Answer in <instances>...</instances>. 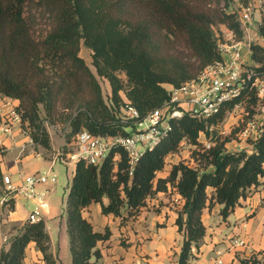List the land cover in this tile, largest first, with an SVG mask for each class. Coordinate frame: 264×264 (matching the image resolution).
Listing matches in <instances>:
<instances>
[{"label": "trees", "instance_id": "1", "mask_svg": "<svg viewBox=\"0 0 264 264\" xmlns=\"http://www.w3.org/2000/svg\"><path fill=\"white\" fill-rule=\"evenodd\" d=\"M211 1L0 0V95L18 102L31 139L46 149L50 142L45 124L55 123L56 117L69 125L70 133L84 128L103 137L127 135L134 124L120 113L126 102L142 118L167 99L164 84L179 86L220 59L215 24L242 34L236 13L211 7ZM224 4L227 8L228 0ZM39 19L47 29L35 35ZM160 33L162 37H156ZM171 36L181 39L195 64L173 47L163 49L171 46ZM81 45L90 50L95 73L79 55ZM251 50L256 71H264V44L252 43ZM98 77L109 83L107 99ZM257 99L253 88L245 89L230 107L241 103L251 112ZM222 115L207 123H216ZM170 123L167 136L138 158L131 174L129 157L118 146L100 164L74 162L65 208L70 264H101L98 244L108 240L111 231L108 226L95 230L83 215L93 203L122 223L136 218L156 193L175 195L180 205L174 223L183 234L177 264H193L192 248L198 250L206 233L204 210L218 204L224 219L264 186V120L261 132L250 140L251 150L237 152L227 150L229 138L218 135L205 148L201 137L211 134L205 121L185 114ZM183 144L190 148L187 159L168 164V156ZM1 178L0 169V184ZM10 202L11 197L4 204ZM29 242L45 264H57L42 219L26 223L9 247L1 249L0 264H25ZM240 262L264 264V259L251 255Z\"/></svg>", "mask_w": 264, "mask_h": 264}, {"label": "crops", "instance_id": "2", "mask_svg": "<svg viewBox=\"0 0 264 264\" xmlns=\"http://www.w3.org/2000/svg\"><path fill=\"white\" fill-rule=\"evenodd\" d=\"M23 140L16 136L5 141L8 149L0 158L2 175L8 174L15 180L25 173L54 169L58 162L55 156L45 158L29 148L19 154V145ZM168 167L159 175L164 176ZM73 170L74 163L70 180ZM8 198L0 184V251L7 249L12 238L22 231L26 216L34 207L32 200L21 195H12V203L2 204ZM47 202L48 207L42 210L41 217L50 237V251L57 264H70L65 232L66 199L63 202L57 196L56 188L51 187ZM178 203L175 195L158 192L147 200V206L136 218L122 223L119 217L102 214L99 204L93 203L84 209L83 215L95 230L101 231L108 226L111 231L109 239L98 244L101 264H177L183 241V234L177 231L174 223ZM153 208L160 211L154 212ZM219 209L220 205L215 204L210 211L206 208L202 214L206 233L198 250L194 246L192 248L195 255L193 264H217L218 260L221 264H241V259L251 255L257 258L264 256V186L237 205L226 218L221 217ZM235 238L243 239L245 246H232V239ZM24 263L45 264L34 242H29L25 249Z\"/></svg>", "mask_w": 264, "mask_h": 264}, {"label": "built area", "instance_id": "3", "mask_svg": "<svg viewBox=\"0 0 264 264\" xmlns=\"http://www.w3.org/2000/svg\"><path fill=\"white\" fill-rule=\"evenodd\" d=\"M237 19L242 30L240 36L233 30L226 29L225 39L217 38L220 59L207 64L195 77L179 86L167 84L165 87L167 99L161 105L140 118L137 109L126 102L121 109L125 118L131 119L134 124L129 134L103 137L92 134L84 128L79 129L72 138L74 150L65 153L64 157L56 155L55 159L65 163H74L82 159L87 163L100 164L112 148L118 146L123 148L129 157V174H131L138 158L145 151L155 148L167 136L171 130V118H179L185 114L193 116L205 121L206 129L212 133L214 125L217 126L220 119L216 123L207 122L217 119L221 112L224 115L228 109L240 105L241 103H235L230 107L231 103L240 97L242 91L251 88L256 92L258 98L256 105H260L261 112L256 121L246 123L240 134L247 137L249 131L256 128L252 139L256 138L262 130V120H264V71H256L257 64L251 56L253 35L251 36L250 28H253V20L250 4L241 7ZM259 26L262 32L258 33V37L264 40V18L260 19ZM29 133L30 129L22 119L16 100L0 95V158L8 149L5 141L16 136L24 139L19 145V154L23 153L27 146L33 143ZM203 144L205 148H209L212 144L211 137L204 140ZM56 182V173L51 168L25 173L15 180L8 174H3L1 178L7 196L21 195L34 202L33 209L26 216V223H34L42 219V210L48 207L49 190ZM245 243L243 239L235 238L232 239L231 245L245 246ZM221 263V260L217 261V264Z\"/></svg>", "mask_w": 264, "mask_h": 264}, {"label": "rangeland", "instance_id": "4", "mask_svg": "<svg viewBox=\"0 0 264 264\" xmlns=\"http://www.w3.org/2000/svg\"><path fill=\"white\" fill-rule=\"evenodd\" d=\"M250 4L252 9V26L251 30V36L253 39V43H261L264 44V40L260 39L258 37V33L262 32V28L259 26V21L261 18H264V0H228V6L225 7L224 0L219 1H211L209 5L211 7L215 8H222L226 9V11L229 12H235L238 16V12L241 10V7L247 6ZM224 9V10H225ZM40 23L36 26L35 35H42L45 33V30L47 29L46 24L42 19H39ZM242 25V23H241ZM257 26V28H256ZM216 37L219 40H224L226 36V29H228L224 24H215L213 26ZM255 32V33H253ZM158 33V32H157ZM156 37H162L161 33L157 34ZM176 36L170 37V45L168 47H164L163 49H167L169 47H173V51L175 53L179 54L181 58L185 61H189L193 64H195V59L192 56L189 49H187L186 46L183 45V42L180 38L175 39ZM167 42H164L163 44H166ZM178 51V52H177ZM79 55L85 59L86 63L92 70V72L95 73L94 67L91 65V53L90 50L85 48L83 45H81ZM120 78L125 81V75L123 73L119 74ZM98 81L102 90V94L104 96V99H107L110 92V86L108 81L105 79L98 77ZM164 87H167V84H164ZM122 97L124 98L123 93L121 92ZM251 112L246 111L244 106L242 104L233 107L232 109H228L223 117L218 121V125H214V130L210 134V137H215L218 135V137L221 138H229V140L226 142L225 146L226 149L229 151L237 152L240 150H250L252 145L250 144V140L255 134L256 128L251 129L249 131V135L247 137H243L240 133L242 129L246 126V123L249 121H256L257 118H259L260 114V105L254 104L251 106ZM69 111V110H68ZM120 113L123 117H125L124 111L121 109ZM60 118V117H59ZM59 118H55V123L53 124H45L46 130L49 134V142H50V148L46 149L42 147L39 144L31 143L29 146H27V149L29 150H35L37 152H40L41 155H43L45 158H52L56 155L58 157H64L65 153L71 152L74 150L73 145V134L70 133V127L69 125L62 120H59ZM224 131V133H220L221 131ZM220 131V132H219ZM219 132V133H218ZM70 133V134H69ZM201 139L204 141L207 138L202 136ZM191 147V146H190ZM190 149L189 145L183 144L179 151L175 154L168 156V164L172 162H176L179 159H187V150ZM58 153V154H57ZM190 162V164H193V162ZM73 163H61L58 162L55 163L54 166V172L57 176V182L54 184L56 188V194L61 199H63V202H65L66 199V193H67V186L70 182V175L72 170ZM194 165V164H193ZM169 168V167H168ZM161 201V200H160ZM154 207V206H153ZM63 208V207H62ZM154 212L156 211L155 208H153ZM63 211V210H62ZM160 209L156 212H159ZM65 213V212H64ZM264 258V256H259V259Z\"/></svg>", "mask_w": 264, "mask_h": 264}]
</instances>
